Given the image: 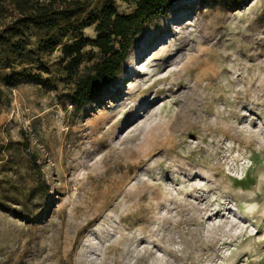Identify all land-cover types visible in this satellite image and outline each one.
Wrapping results in <instances>:
<instances>
[{
    "label": "rangeland",
    "instance_id": "rangeland-1",
    "mask_svg": "<svg viewBox=\"0 0 264 264\" xmlns=\"http://www.w3.org/2000/svg\"><path fill=\"white\" fill-rule=\"evenodd\" d=\"M82 1L61 24L91 38V11L135 8ZM14 2L0 0V31L19 16ZM85 52L75 75L60 46L30 64L0 57V264H264V0L176 1L77 106L78 78L102 59ZM196 64L212 67L210 88L196 84ZM144 98L157 101L126 120ZM188 107L197 124L184 135L175 129ZM110 178L123 182L104 207H86Z\"/></svg>",
    "mask_w": 264,
    "mask_h": 264
},
{
    "label": "trees",
    "instance_id": "trees-1",
    "mask_svg": "<svg viewBox=\"0 0 264 264\" xmlns=\"http://www.w3.org/2000/svg\"><path fill=\"white\" fill-rule=\"evenodd\" d=\"M125 1L135 4L131 13H121L107 2L89 13L88 23L96 24V36L91 38L73 22L61 24L62 18L72 21L80 15L87 7L86 1L63 0L57 4V0H15L19 16L0 31L1 60L30 64L41 61L43 55L60 46L68 73L75 75L85 61V48H97L102 59L93 73L78 78L72 96L73 104L81 106L122 71L134 38L144 24L164 15L178 0ZM25 71L26 67L13 75L23 76Z\"/></svg>",
    "mask_w": 264,
    "mask_h": 264
},
{
    "label": "bare ground",
    "instance_id": "bare-ground-1",
    "mask_svg": "<svg viewBox=\"0 0 264 264\" xmlns=\"http://www.w3.org/2000/svg\"><path fill=\"white\" fill-rule=\"evenodd\" d=\"M200 63V62H199ZM183 68L185 70H192L191 67L187 66L186 64L183 66ZM195 69L199 70L201 72L200 76L196 78V84L197 85H200V82L201 80H206V85H205V88H210V82L215 78V75L213 73V70H212V67L209 65V64H196V67ZM225 70V69H223ZM135 72V71H134ZM134 72H132V74H135ZM171 76V74L165 76V77H161L159 80L160 81H163L165 82L169 77ZM155 83V82H154ZM154 83H152L149 87L141 90V94H144L145 92H148L150 90L151 87H153ZM163 90V89H162ZM161 89L157 90V92L159 91H162ZM183 94V93H182ZM156 98V97H155ZM153 98L152 100H147L146 98H144L142 101H140V104L133 107V109H131V111L129 112L128 114V117L126 120H129V121H132V120H136L137 117L140 115V112L138 113V110L141 109V111L143 112H147L148 108H150V106H152L156 101L157 99ZM192 107H188V111L186 112H183L184 114V120L182 122V126H179L177 127L175 130L176 131H180L182 134H184V132H187V130H189L190 128L192 127H195L196 126V121L194 122L192 119H191V111H193V109H191ZM195 111V110H194ZM193 111V112H194ZM182 113V111H181ZM148 117L149 118H152V115H153V112H149L148 113ZM193 116V115H192ZM111 118V116H107L103 121L102 123L105 124L108 119ZM181 117L179 116V113L176 115L175 117V122L177 120H181L180 119ZM178 123V122H177ZM147 127V126H146ZM167 128V127H166ZM171 128V127H170ZM173 128V127H172ZM101 129V128H100ZM146 130V129H145ZM174 128L171 130V134L169 136L166 137L165 141L164 142H167L170 146H174L175 142H174V138H173V131H175ZM191 130V129H190ZM193 130V129H192ZM96 132V131H95ZM191 133V131H190ZM185 135V134H184ZM96 139H99V138H96ZM96 143V142H95ZM114 153V152H113ZM110 156H113L112 153L110 154ZM105 162V161H104ZM71 164V163H70ZM69 164V166H70ZM72 165V164H71ZM116 166V165H115ZM73 168V167H72ZM112 170V168H110ZM114 170H115V167H114ZM125 176V175H124ZM192 177V176H191ZM190 177V178H191ZM111 179V178H110ZM108 179L110 183H107L106 184V188L104 190H100L98 191V189H101L103 188L102 187V184H96V186L94 187L96 189V191L94 193H91V199H90V202L88 204V206L86 207H90V209L92 211H96V210H100L104 207V202H103V197L106 196V195H109L111 192H113V190H115L117 188L118 185L122 184L123 180L121 181H116V179ZM101 181V180H100ZM107 182V181H106ZM119 187V186H118ZM117 192V191H116ZM90 197V196H89ZM175 198V197H173ZM221 212V209L215 211V212H211L209 214V217H212L213 215L215 214H218ZM222 214V213H221ZM231 225H236L238 223H240V221H230Z\"/></svg>",
    "mask_w": 264,
    "mask_h": 264
}]
</instances>
